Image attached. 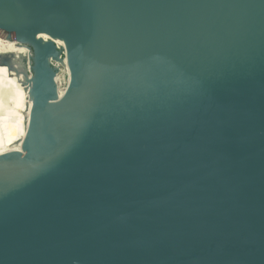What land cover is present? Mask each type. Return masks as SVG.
<instances>
[{
	"label": "water",
	"instance_id": "95a60500",
	"mask_svg": "<svg viewBox=\"0 0 264 264\" xmlns=\"http://www.w3.org/2000/svg\"><path fill=\"white\" fill-rule=\"evenodd\" d=\"M0 36V264H264V0H0Z\"/></svg>",
	"mask_w": 264,
	"mask_h": 264
},
{
	"label": "bare ground",
	"instance_id": "6f19581e",
	"mask_svg": "<svg viewBox=\"0 0 264 264\" xmlns=\"http://www.w3.org/2000/svg\"><path fill=\"white\" fill-rule=\"evenodd\" d=\"M39 36L49 39L44 34ZM53 41L59 46H64L56 39ZM6 44H8V40L0 36V54H13L17 60L20 59L13 45L6 46ZM63 66V72L68 79L69 71L65 61H63ZM59 78L60 75L57 74V84ZM29 87V76H17L14 72H10L6 66L0 65V154L20 150L21 141L27 129L26 118L31 108ZM58 89L60 93L63 91L59 86Z\"/></svg>",
	"mask_w": 264,
	"mask_h": 264
},
{
	"label": "rangeland",
	"instance_id": "374dc122",
	"mask_svg": "<svg viewBox=\"0 0 264 264\" xmlns=\"http://www.w3.org/2000/svg\"><path fill=\"white\" fill-rule=\"evenodd\" d=\"M63 67L62 66H60V71H59V75H60V78H59V81H58V85H59V88H63ZM24 71L27 73V70L24 68ZM28 74V73H27ZM62 79V80H61Z\"/></svg>",
	"mask_w": 264,
	"mask_h": 264
}]
</instances>
